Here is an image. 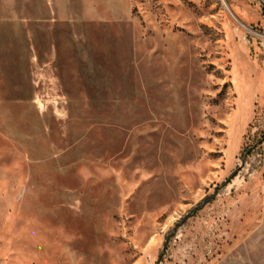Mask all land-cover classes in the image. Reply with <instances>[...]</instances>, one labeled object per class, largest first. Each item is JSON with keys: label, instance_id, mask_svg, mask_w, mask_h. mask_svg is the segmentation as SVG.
Instances as JSON below:
<instances>
[{"label": "rangeland", "instance_id": "obj_1", "mask_svg": "<svg viewBox=\"0 0 264 264\" xmlns=\"http://www.w3.org/2000/svg\"><path fill=\"white\" fill-rule=\"evenodd\" d=\"M0 264H264V0H0Z\"/></svg>", "mask_w": 264, "mask_h": 264}]
</instances>
